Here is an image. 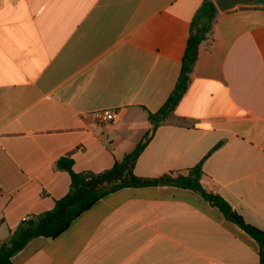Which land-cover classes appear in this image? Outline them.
Listing matches in <instances>:
<instances>
[{
    "label": "crops",
    "instance_id": "1",
    "mask_svg": "<svg viewBox=\"0 0 264 264\" xmlns=\"http://www.w3.org/2000/svg\"><path fill=\"white\" fill-rule=\"evenodd\" d=\"M205 0H0V244L50 211L75 172L132 152L178 80ZM115 110L112 123L92 114ZM264 230V7L218 11L189 87L134 173L188 175ZM163 181V180H161ZM99 200L15 264H260L256 243L199 193L164 182Z\"/></svg>",
    "mask_w": 264,
    "mask_h": 264
},
{
    "label": "trees",
    "instance_id": "2",
    "mask_svg": "<svg viewBox=\"0 0 264 264\" xmlns=\"http://www.w3.org/2000/svg\"><path fill=\"white\" fill-rule=\"evenodd\" d=\"M218 10L213 0H205L191 21L189 37L182 66L176 85L161 108L155 113H148L151 127L144 134L135 149L126 154L122 160L108 170L100 173L92 171L75 172L73 161L61 158L57 166L66 170L71 179L69 192L55 201L54 208L28 220H22L12 231L8 241L0 244V264H15L13 261L24 247L32 240L45 237L57 238L64 233L80 215L89 210L99 200L116 191L126 188H144L160 185L163 180L166 185L191 189L199 193L211 206L217 208L228 220L238 225L254 242L260 264H264V230H261L245 220L220 196L214 195L201 185L202 166L205 160L220 146L216 145L206 157L188 175H164L161 178H143L134 173L135 164L153 138L155 131L173 113L176 106L186 93L190 84V75L198 59L199 48L212 31ZM233 214L232 219L230 215Z\"/></svg>",
    "mask_w": 264,
    "mask_h": 264
},
{
    "label": "water",
    "instance_id": "3",
    "mask_svg": "<svg viewBox=\"0 0 264 264\" xmlns=\"http://www.w3.org/2000/svg\"><path fill=\"white\" fill-rule=\"evenodd\" d=\"M217 10L221 13L233 10L237 7H264V0H213ZM164 181H161L163 183ZM230 217L233 219L234 215Z\"/></svg>",
    "mask_w": 264,
    "mask_h": 264
},
{
    "label": "built area",
    "instance_id": "4",
    "mask_svg": "<svg viewBox=\"0 0 264 264\" xmlns=\"http://www.w3.org/2000/svg\"><path fill=\"white\" fill-rule=\"evenodd\" d=\"M116 112L117 111L115 110L105 109V110L95 111L91 114L97 123L108 124V123H112L116 119L117 117ZM24 220H28V218Z\"/></svg>",
    "mask_w": 264,
    "mask_h": 264
}]
</instances>
